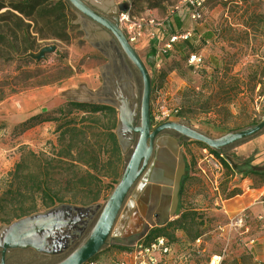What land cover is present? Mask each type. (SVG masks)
Listing matches in <instances>:
<instances>
[{
  "label": "rangeland",
  "instance_id": "rangeland-1",
  "mask_svg": "<svg viewBox=\"0 0 264 264\" xmlns=\"http://www.w3.org/2000/svg\"><path fill=\"white\" fill-rule=\"evenodd\" d=\"M105 2L114 10L118 5L128 6L127 12L119 15L128 20L119 24L128 38L136 37L132 46L151 76L154 127L160 125L155 118L161 119L165 112L170 115L169 121L220 139L264 119L263 1L205 0L198 11L187 0ZM196 12L201 18L194 20ZM84 24L66 0H0V191L26 152L42 155L57 146L55 119L60 118V110L71 101L91 99L90 93L101 86L105 60L93 45L91 28ZM188 34L191 37L187 40L166 49L173 37ZM50 47L56 52L46 54L41 61L35 59ZM194 54L201 58L199 65L189 64ZM138 81L142 97V79ZM178 112L183 113L182 117L176 116ZM172 135L179 139V135ZM261 139L264 132L229 147L230 154L252 158L253 166H264ZM182 144L180 155L187 158L191 169L181 214L169 221L175 223V231L170 229L169 236L164 237L169 252L158 254L157 264H211L215 257L217 264H264L262 178L228 177L211 148L189 139ZM121 150L123 174L133 148L126 151L122 145ZM158 158L156 152L153 159L156 162ZM143 184L140 180L132 191L109 246L94 259L97 263L137 264L133 253L140 244V230L165 227L159 211L145 205ZM117 185L105 200L79 206L99 208L73 241L54 244L49 240L45 244L48 253L27 249L14 264H56L67 258L91 233ZM137 210L141 211L140 217L130 229ZM18 221L0 225V232ZM181 225L186 229L179 228ZM118 245L131 251L120 252L114 247Z\"/></svg>",
  "mask_w": 264,
  "mask_h": 264
},
{
  "label": "water",
  "instance_id": "water-1",
  "mask_svg": "<svg viewBox=\"0 0 264 264\" xmlns=\"http://www.w3.org/2000/svg\"><path fill=\"white\" fill-rule=\"evenodd\" d=\"M66 1L86 18L107 30L118 41L124 54L138 71L143 83L140 126H136L139 112L138 88H134L136 101L133 104L131 98L123 96L119 81L116 78H111L112 70H109L106 65L102 74L103 84L100 89L90 93L91 99L80 102L109 106L118 111L115 134L120 147L123 145L126 151L131 148L134 134L139 135L138 143L133 149L132 156L124 169L120 182L103 207L91 233L72 254L58 263L87 264L109 246L120 214L132 191L150 166L155 154L156 143L162 135L166 133L177 134L179 135V143L189 139L204 144L212 150L223 152V150L233 145L261 135L264 132V119L253 127L233 132L220 139L207 137L173 121L162 123L153 128L151 114L152 79L146 65L121 30L118 20L115 23L108 20L89 8L82 0ZM105 1L95 0V3L106 6L107 2ZM120 8L121 13L128 10L126 4L120 5ZM93 45L100 50L95 42H93ZM55 52V47L45 48L35 59L41 61L46 54ZM105 56L107 55L105 54ZM98 208L82 209L79 206L61 205L45 214H36L20 219L17 223L2 229L0 232V252L2 254L0 264H7L6 255L13 249L27 250L34 248L42 253H48L45 244H49V240L53 241L54 244H56V241L62 240L73 241L84 231ZM37 246H41V248Z\"/></svg>",
  "mask_w": 264,
  "mask_h": 264
},
{
  "label": "trees",
  "instance_id": "trees-1",
  "mask_svg": "<svg viewBox=\"0 0 264 264\" xmlns=\"http://www.w3.org/2000/svg\"><path fill=\"white\" fill-rule=\"evenodd\" d=\"M156 52L154 49L153 55ZM60 114V118L55 119L59 134L57 146L42 155L26 152L9 174L5 189L0 191V225L65 204H97L107 198L108 192L121 179L124 159L115 134L118 123L116 110L109 106L71 101L60 110ZM182 114L178 112L176 116L182 117ZM212 152L220 159L228 177H260L264 182V166H253L252 158L231 155L229 148L223 154ZM184 160L186 173L178 191V214H181L182 195L191 169L185 156ZM186 217L182 215L181 218ZM163 226L144 227L138 236L139 243L147 246L169 236L170 229L175 231L174 222ZM179 228L186 229L184 225ZM114 247L120 252L131 251V248L121 245Z\"/></svg>",
  "mask_w": 264,
  "mask_h": 264
},
{
  "label": "crops",
  "instance_id": "crops-1",
  "mask_svg": "<svg viewBox=\"0 0 264 264\" xmlns=\"http://www.w3.org/2000/svg\"><path fill=\"white\" fill-rule=\"evenodd\" d=\"M260 142H264V139ZM180 144L179 139L176 140L172 134L162 135L155 149V153L159 152L158 161L153 159L141 178L145 188V194L142 195L145 205H150L152 210H158L160 220L164 223L178 215V191L181 179L186 173L184 155H180ZM135 214L130 225L140 217L141 211L137 210ZM132 226L133 224L130 229Z\"/></svg>",
  "mask_w": 264,
  "mask_h": 264
},
{
  "label": "flooded vegetation",
  "instance_id": "flooded-vegetation-1",
  "mask_svg": "<svg viewBox=\"0 0 264 264\" xmlns=\"http://www.w3.org/2000/svg\"><path fill=\"white\" fill-rule=\"evenodd\" d=\"M89 8H91L93 11L97 12L98 14L104 16L108 20L112 22L119 23V15H120V5L114 10V8H110L108 5L98 4L95 3V0H82ZM68 3V1H67ZM70 9L76 14L78 18H81L85 24L84 26H87L91 28V36L93 38V42L100 48L99 52L102 54L105 60V65L109 70L111 71V78L117 79L119 81L122 94L125 98H131L133 101V104H135L136 96L134 93V88L139 86V73L136 70V68L132 65V63L129 61L127 56L122 51L118 41L104 28L99 26L98 24L92 22L88 18H86L84 15H82L79 11L74 9L69 3H68ZM120 26V24H119ZM121 28V27H120ZM86 33L84 32V35ZM125 35V33H124ZM126 36V35H125ZM127 38V36H126ZM107 56H105V54ZM112 68V69H111ZM141 78V77H140ZM116 80V81H117ZM103 84V78L101 79V86ZM100 86V87H101ZM99 87V89H100ZM138 100H139V112H138V118H137V124L136 126H140V103H141V95L138 90ZM115 109V108H113ZM116 110V109H115ZM117 112V116L118 111ZM152 126L153 120H152ZM159 126V125H158ZM157 126V127H158ZM165 135V134H164ZM133 142L131 144V149L136 146L139 140V135L134 134V137H132ZM26 250L22 249H13L10 250L6 255V262L7 264H14L15 262H18L21 257H23V252ZM2 254L0 252V262H1ZM59 261L58 263H60ZM56 263V264H58Z\"/></svg>",
  "mask_w": 264,
  "mask_h": 264
},
{
  "label": "built area",
  "instance_id": "built-area-1",
  "mask_svg": "<svg viewBox=\"0 0 264 264\" xmlns=\"http://www.w3.org/2000/svg\"><path fill=\"white\" fill-rule=\"evenodd\" d=\"M264 2V0H261ZM189 4H191L196 10H200L203 8L205 0H187ZM124 14V13H123ZM122 14V19H119V23L123 22L125 20H128L125 15ZM198 18H201L200 14L196 12L193 14V19L197 20ZM153 24V22H151ZM189 37H191V34L178 37L175 36L173 37L169 44L166 46L167 50H170L172 46L176 45L179 40H187ZM128 42L132 46V44L136 41V37H127ZM166 52V51H164ZM201 63V58L199 55H191L189 59V64H197L199 65ZM170 119V115L168 113L163 112L161 114V119L160 117L155 118V121L157 124L165 123L168 122ZM210 161L216 166V168H220L219 164L213 160V158L210 159ZM169 252V247L167 245V241L165 239H158L151 243L150 245H143V244H138L136 246V249L134 251L135 259L137 260V264H157V256L158 254H167ZM87 264H99L95 260L90 261ZM114 264H126L124 262H117Z\"/></svg>",
  "mask_w": 264,
  "mask_h": 264
},
{
  "label": "bare ground",
  "instance_id": "bare-ground-1",
  "mask_svg": "<svg viewBox=\"0 0 264 264\" xmlns=\"http://www.w3.org/2000/svg\"><path fill=\"white\" fill-rule=\"evenodd\" d=\"M216 260H218V257H215L211 264H217Z\"/></svg>",
  "mask_w": 264,
  "mask_h": 264
}]
</instances>
